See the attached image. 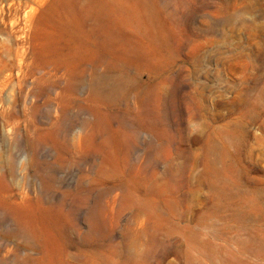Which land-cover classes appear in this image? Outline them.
I'll use <instances>...</instances> for the list:
<instances>
[{
	"label": "rangeland",
	"instance_id": "1",
	"mask_svg": "<svg viewBox=\"0 0 264 264\" xmlns=\"http://www.w3.org/2000/svg\"><path fill=\"white\" fill-rule=\"evenodd\" d=\"M122 1L172 55L114 23L105 51L155 54L158 96L99 105L86 146L56 97L94 57L76 25L117 1L0 0V264H264V0Z\"/></svg>",
	"mask_w": 264,
	"mask_h": 264
},
{
	"label": "bare ground",
	"instance_id": "2",
	"mask_svg": "<svg viewBox=\"0 0 264 264\" xmlns=\"http://www.w3.org/2000/svg\"><path fill=\"white\" fill-rule=\"evenodd\" d=\"M116 1V7L112 10L103 9L99 18L86 15L81 25H76L87 30L85 33L93 42L91 50H93L94 57L90 58V68L87 65H82V67L78 69H74L69 65L64 67L68 81L66 86L62 88L61 92L57 94L56 97V110H61V116L65 123L67 121L69 123L65 131H70L71 133L73 130L78 129V132H80L78 134L79 145L83 144V142H86V146L94 145V133L97 129L94 128L95 125H91L90 127L89 120L92 121V119L106 117L100 112L99 105H105L107 103H115L118 105L122 101L125 106L129 108L130 103L137 105L158 96V94L154 93V90L159 84V71L157 67L153 66V61L157 60L155 54L148 53L144 55L142 50H131L133 59H131V62H128L129 57H126V55H128L127 50H124V54L122 53L123 55L119 54L120 56H114L111 55L109 51H105L109 47L108 45H113V48L117 47V44L121 45L119 35L115 32L114 23H122L134 31L145 29L147 37L155 48H158L163 53L171 50L170 48H166L168 44L163 29L150 25L144 19L146 14L145 10L135 8L129 3H124L122 0ZM75 21H77L78 24L80 22V20ZM170 55H172L171 52ZM134 58L139 61V64L137 62L136 66ZM84 61H87V59ZM134 66L138 70L137 76L131 73ZM102 69H104V72L100 73L99 71ZM55 75H57V73ZM84 86H86V91L81 93L80 90ZM79 96L84 97L80 100ZM79 101H82V103L88 107V114L86 113L87 118H85L86 123H88V130L83 125L78 126L74 124L78 121L76 120L78 116L70 112L71 110L82 108ZM73 125L77 127L73 129ZM86 130V135H84L83 131ZM97 138L98 136L96 139ZM20 227L21 232L18 231V233L10 234L5 237L4 240L9 243L14 237H24L26 227L23 226V221H21ZM22 251H29V247L17 245L15 248L8 251V253H14V263L20 262L18 253ZM24 255L26 259H23V264H28L31 259L28 257L29 255L27 252H25Z\"/></svg>",
	"mask_w": 264,
	"mask_h": 264
}]
</instances>
